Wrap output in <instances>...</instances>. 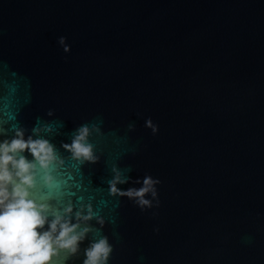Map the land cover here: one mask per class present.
I'll list each match as a JSON object with an SVG mask.
<instances>
[{
  "label": "water",
  "instance_id": "95a60500",
  "mask_svg": "<svg viewBox=\"0 0 264 264\" xmlns=\"http://www.w3.org/2000/svg\"><path fill=\"white\" fill-rule=\"evenodd\" d=\"M84 124L95 163L61 146ZM18 126L64 159L32 198L104 221L51 264L100 236L108 264H264V0H0V131ZM113 167L122 190L160 181L151 206L110 194Z\"/></svg>",
  "mask_w": 264,
  "mask_h": 264
},
{
  "label": "clouds",
  "instance_id": "9594fccd",
  "mask_svg": "<svg viewBox=\"0 0 264 264\" xmlns=\"http://www.w3.org/2000/svg\"><path fill=\"white\" fill-rule=\"evenodd\" d=\"M48 115L51 116L52 112L49 111ZM146 124L153 128V132L157 130L151 120ZM46 127L33 126L27 136L28 130L23 126L15 127L10 137L6 129L0 131L3 136L0 139V264H51V258L59 250L74 255L93 231L89 221L95 218L101 226L104 223L90 204H82L75 211L71 203L53 210L50 204L32 198L30 190L36 184L37 168L44 172V184L51 187L55 181L51 173L53 165L64 164L56 146L41 134ZM47 131L51 129L47 128ZM93 131H99L95 124L91 127L81 125L73 133L70 143H62L71 159L81 164L95 163L99 159L94 145L89 142ZM112 171L114 176L108 181L111 195L135 198L141 207L151 206L145 196L149 192L156 196L154 185L159 180L146 176L140 188L122 190L117 185L126 183V180L121 178L116 167ZM112 251L107 236L93 239L84 249L83 264H108Z\"/></svg>",
  "mask_w": 264,
  "mask_h": 264
}]
</instances>
